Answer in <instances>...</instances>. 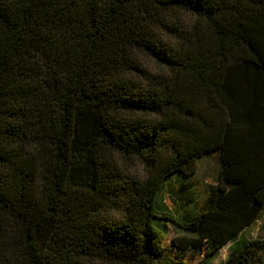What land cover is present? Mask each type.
<instances>
[{
	"label": "trees",
	"instance_id": "16d2710c",
	"mask_svg": "<svg viewBox=\"0 0 264 264\" xmlns=\"http://www.w3.org/2000/svg\"><path fill=\"white\" fill-rule=\"evenodd\" d=\"M263 211L264 0H0V264H262Z\"/></svg>",
	"mask_w": 264,
	"mask_h": 264
},
{
	"label": "rangeland",
	"instance_id": "374dc122",
	"mask_svg": "<svg viewBox=\"0 0 264 264\" xmlns=\"http://www.w3.org/2000/svg\"><path fill=\"white\" fill-rule=\"evenodd\" d=\"M217 162L216 155L202 160L198 164L196 174L188 184L189 187H186V183L181 186L176 181L172 187H165L161 195V200L173 214L180 215L184 211H188L189 203H195V208L204 207L205 190L207 186L214 183L218 171ZM167 227V234L164 241L165 244H171L177 232L171 225ZM245 235L250 239L264 241V211L257 222L246 229ZM227 253V246L220 249L217 258L211 264H220L225 260ZM206 257V253L203 250H199L197 254L188 253L185 261L187 264H206ZM262 264H264V253L262 255Z\"/></svg>",
	"mask_w": 264,
	"mask_h": 264
},
{
	"label": "crops",
	"instance_id": "0c3cea01",
	"mask_svg": "<svg viewBox=\"0 0 264 264\" xmlns=\"http://www.w3.org/2000/svg\"><path fill=\"white\" fill-rule=\"evenodd\" d=\"M216 178H217V175H216V177H215L214 183L211 184V185H215V184H216V180H217Z\"/></svg>",
	"mask_w": 264,
	"mask_h": 264
}]
</instances>
